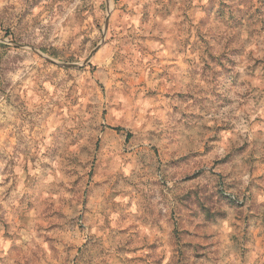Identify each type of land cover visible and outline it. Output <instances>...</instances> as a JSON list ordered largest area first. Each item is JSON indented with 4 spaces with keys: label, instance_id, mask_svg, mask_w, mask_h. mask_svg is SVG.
I'll return each instance as SVG.
<instances>
[{
    "label": "clouds",
    "instance_id": "obj_1",
    "mask_svg": "<svg viewBox=\"0 0 264 264\" xmlns=\"http://www.w3.org/2000/svg\"><path fill=\"white\" fill-rule=\"evenodd\" d=\"M0 264H264V0H0Z\"/></svg>",
    "mask_w": 264,
    "mask_h": 264
}]
</instances>
